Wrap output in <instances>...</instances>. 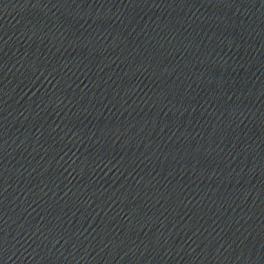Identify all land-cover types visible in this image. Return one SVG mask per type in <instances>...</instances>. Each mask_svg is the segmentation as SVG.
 <instances>
[{"label": "water", "instance_id": "1", "mask_svg": "<svg viewBox=\"0 0 264 264\" xmlns=\"http://www.w3.org/2000/svg\"><path fill=\"white\" fill-rule=\"evenodd\" d=\"M0 264H264V2L0 0Z\"/></svg>", "mask_w": 264, "mask_h": 264}, {"label": "snow or ice", "instance_id": "2", "mask_svg": "<svg viewBox=\"0 0 264 264\" xmlns=\"http://www.w3.org/2000/svg\"><path fill=\"white\" fill-rule=\"evenodd\" d=\"M262 2H264V0H262Z\"/></svg>", "mask_w": 264, "mask_h": 264}]
</instances>
